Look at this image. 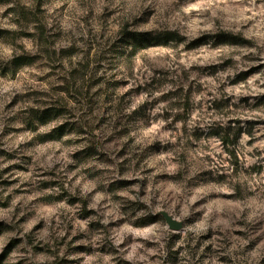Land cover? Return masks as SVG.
Returning <instances> with one entry per match:
<instances>
[{
    "label": "rangeland",
    "instance_id": "374dc122",
    "mask_svg": "<svg viewBox=\"0 0 264 264\" xmlns=\"http://www.w3.org/2000/svg\"><path fill=\"white\" fill-rule=\"evenodd\" d=\"M154 11L0 0V264H264V35L193 11L126 52ZM221 31L249 43L193 44ZM50 106L59 115L41 120ZM228 127L243 130L235 148ZM186 178L207 189L191 204Z\"/></svg>",
    "mask_w": 264,
    "mask_h": 264
},
{
    "label": "clouds",
    "instance_id": "9594fccd",
    "mask_svg": "<svg viewBox=\"0 0 264 264\" xmlns=\"http://www.w3.org/2000/svg\"><path fill=\"white\" fill-rule=\"evenodd\" d=\"M131 7L132 5H129V9H131ZM135 7L137 9H154L153 23L145 28L134 29L128 34L127 37H125L124 50L126 52L134 51L138 44H151L154 42L158 43L162 38L163 32L170 29L171 21L173 20L179 21L181 31H183V25L186 23L187 17L182 18V13H189L193 11L197 15L203 16L205 22L214 20L221 21V27L224 26L223 22L226 17L235 19L238 21V23L237 26L232 29L233 31L239 30L240 22L247 24L248 21L251 20L252 24L250 27L256 29L257 34L264 35V33L260 32V29L264 28V3L257 5L256 0H232V4L229 3V0H197L196 3L191 4L188 8L182 9L181 12L176 11L175 7L173 6V0H135ZM132 14L133 13L131 11L126 10L121 14V19L130 20ZM181 47L183 46L181 45ZM179 51L180 49L178 48L177 52ZM15 54H20L18 49H15ZM259 54L264 55V47H261ZM237 59H239V57H237ZM4 93H8L7 88L4 89ZM156 95H159V93ZM7 101L8 96L5 95L3 103H7ZM162 107L164 106L161 105L156 109V111H159ZM126 111H130V109H126ZM194 123L195 122L189 124V133H191ZM54 126V124L41 126L39 127V132H50ZM132 135L135 136L136 133H132ZM188 138H191L190 135L188 137H183L181 135V144L183 143L184 139ZM136 143H140V141H134L133 146ZM194 159L199 160L200 158L199 156H196ZM190 163L191 161L188 162V164ZM214 163L218 165L222 163V161H216ZM188 164L180 163V167L186 169ZM187 179L188 178L185 179L183 190L179 192V197L191 204L195 202V200H197L202 194H204L207 189L202 187L188 186ZM261 192L264 193V188L261 189ZM253 216L255 217L254 222H257L258 226L260 222H264V210L254 213ZM177 219H180V217H177ZM249 219H253V217L250 216ZM163 227L167 228V225H164ZM262 231H264V229H262ZM15 234L16 233H10L9 235ZM29 259L30 261H34L36 257L34 254L30 253Z\"/></svg>",
    "mask_w": 264,
    "mask_h": 264
},
{
    "label": "trees",
    "instance_id": "16d2710c",
    "mask_svg": "<svg viewBox=\"0 0 264 264\" xmlns=\"http://www.w3.org/2000/svg\"><path fill=\"white\" fill-rule=\"evenodd\" d=\"M169 35L173 37L172 32H169L168 36ZM247 43H249L248 40H246L242 35L235 34L229 31H221L217 34H205L193 41V44L195 45L211 44L212 46H215V47L235 46V45L238 46V45H245ZM19 59L20 58H17L16 60H19ZM22 59H26V58L22 57ZM56 111L57 110L56 108H54V106H50L48 108L41 110L40 112L41 120L45 118L51 119L54 116H58L59 112H56ZM64 126H60L59 130L64 128ZM242 134H243L242 128L228 127V128H223V133L221 135V138L225 146L228 145V143H232L235 148ZM232 157L238 160V155L236 151L233 152Z\"/></svg>",
    "mask_w": 264,
    "mask_h": 264
},
{
    "label": "water",
    "instance_id": "95a60500",
    "mask_svg": "<svg viewBox=\"0 0 264 264\" xmlns=\"http://www.w3.org/2000/svg\"><path fill=\"white\" fill-rule=\"evenodd\" d=\"M168 221L171 223V225H172V227L173 228H180L181 226H182V223L181 222H179V221H176V220H174V219H172V218H168Z\"/></svg>",
    "mask_w": 264,
    "mask_h": 264
}]
</instances>
